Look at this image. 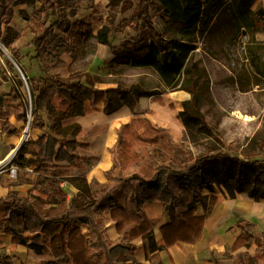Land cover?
Masks as SVG:
<instances>
[{
  "label": "trees",
  "instance_id": "obj_1",
  "mask_svg": "<svg viewBox=\"0 0 264 264\" xmlns=\"http://www.w3.org/2000/svg\"><path fill=\"white\" fill-rule=\"evenodd\" d=\"M27 0H0V27H7L13 19L14 7ZM58 0H42L41 8L31 17L23 16L33 25L32 59L42 72L40 77H29L32 99L30 127L38 130L36 139L23 142L14 159L16 178L7 181V193L0 197L5 206L0 216V233L11 236L15 246L25 248L28 259L36 264H135V239L140 238L151 264H162L158 251L176 243H195L201 238L202 228L216 197V187H222L230 198L245 193L254 201L264 200V122L248 138L241 153L229 151L217 132L206 122L201 112L200 90L208 86L204 67L192 60L196 35L209 33L221 13L232 20L234 36L243 35L242 53L258 79L264 80V5L257 0H110L109 13L130 12L120 27L128 28L131 36L112 45L114 24L101 18L100 27L91 21L78 19L66 23L60 14ZM45 12L54 20L46 24ZM110 45L112 62L133 68H150L163 88L169 91L185 90L190 98L182 102L177 118L184 127V136L203 151L193 155L183 148V142H173L167 131L153 126L147 118H134L119 127L118 138L109 149L112 168L107 172V183L95 187L86 179V157L80 150L87 148L85 131L74 118L83 115L96 100H103V112L110 114L125 105L129 109L139 98L153 96L162 103L163 90L141 82H117L113 88L97 89L104 82L98 75L72 69L71 59L83 53L86 41ZM192 53V52H191ZM16 61L21 59L12 50ZM203 79V80H202ZM202 80V81H201ZM25 102V101H24ZM26 104V102H25ZM27 122L26 110L16 105L0 113L4 118L1 131L13 134L7 119ZM182 157L180 167L159 164L152 172L141 168L130 169L148 146ZM64 162V163H62ZM53 165L54 170L44 167ZM64 167V170L60 168ZM69 168L80 171L71 175ZM62 176L60 179L59 177ZM65 186L76 192L67 198ZM28 186L24 195L16 187ZM209 192L210 195L206 194ZM125 197L120 207L118 198ZM153 201L162 202V210L169 222L159 230L160 240L153 236L151 222L144 207ZM198 205H206L207 212L197 213ZM109 210L118 237L110 241L101 223V213ZM81 225L86 227L84 235ZM254 224L245 222L231 245V250L248 247L255 239ZM262 247L255 254L238 251L229 254L232 264H256L264 261ZM1 264H16L12 258L0 254ZM24 264V263H20ZM146 264V263H137Z\"/></svg>",
  "mask_w": 264,
  "mask_h": 264
},
{
  "label": "rangeland",
  "instance_id": "obj_2",
  "mask_svg": "<svg viewBox=\"0 0 264 264\" xmlns=\"http://www.w3.org/2000/svg\"><path fill=\"white\" fill-rule=\"evenodd\" d=\"M41 1H20L14 7L12 21L7 27L3 25L0 27V113L12 110L16 105H21V110H26L27 116L31 115L29 111L32 109V99L27 78L40 77L42 72L38 63L32 59L33 47L30 41L34 35L33 25L23 16L31 17L36 10L41 8ZM109 1L58 0L60 14L66 18V23L61 29L55 31L61 32L68 22L78 19L91 21L96 30L100 27L96 20L101 18L106 24L110 22L114 24L111 46H116L119 40H124L133 34L129 33L128 28L120 27L121 21L129 18L130 12L109 13ZM44 14L48 25L54 18L48 12ZM231 21L227 14L221 13L218 25L212 31L196 35L195 49L190 54H192L193 62L204 67L207 73L208 86L200 90V95H202L201 112L206 122L217 132L226 148L239 154L246 145L248 138L264 122V80L258 79L254 75L251 66L244 58L242 53L244 36H234L235 32ZM111 46L98 43L93 37H89L83 50V53L86 54H76L74 59L68 55H63L62 58L67 62H72L73 70L87 71L90 74L100 76L104 82L95 84V87L99 89L115 87V81H117L125 84L141 82L146 87L157 85L163 92L169 91L162 87L157 75L150 68H133L113 63L111 61L113 58ZM12 50L19 52L21 56L19 61L13 58ZM238 113L243 117L239 116ZM108 118L109 114H103L99 117L90 112L78 116L77 120L90 134L99 136L105 130L106 119ZM3 119H0V160L4 159L12 148L16 147L15 138L22 131L28 130L22 144L29 139L35 140L38 134V130L30 127V122L29 125L27 124L28 120L27 122L17 121L12 115L7 121L11 128H15V132L13 134L3 133L1 131ZM85 140L92 141L94 138L89 135V139L86 137ZM183 148L189 150L193 155L203 151L200 144L191 143L185 136ZM92 150L89 147L80 151L86 157L85 172L99 158V153ZM148 150L149 153L144 154L130 169L140 167L142 173H149L159 164H167L175 168L180 167L182 157L168 154L161 147L155 145H149ZM92 152L94 153L92 154ZM15 157L16 155L11 166L0 169V196L7 193V181L16 178V176L10 175L12 168L16 170L13 163ZM44 169L53 171L54 167L47 164ZM60 169L64 170L65 168L61 167ZM69 172L71 175L80 173L73 168H69ZM59 178L61 179L62 176ZM92 184L97 188L102 187L95 182ZM27 188V186H23L15 189L20 195H24ZM68 192L73 194L76 192V188L71 187ZM4 208L5 206L0 204V216ZM12 252L14 251L7 255L11 257Z\"/></svg>",
  "mask_w": 264,
  "mask_h": 264
},
{
  "label": "crops",
  "instance_id": "obj_3",
  "mask_svg": "<svg viewBox=\"0 0 264 264\" xmlns=\"http://www.w3.org/2000/svg\"><path fill=\"white\" fill-rule=\"evenodd\" d=\"M257 1L264 5V0ZM256 38L262 40L264 36L262 33H257ZM113 87L114 86L107 88ZM159 97L162 103L154 100L153 96L141 97L132 110L122 105L111 112L109 118L106 119L105 130H103L99 136L92 133L90 134L77 120L78 116L74 118L85 131V138L87 137L89 139V135H92L94 138L92 141L84 139L83 142L87 143V148L90 147V149H93L92 151H97L99 153L97 162L86 171V179L89 182H95L102 186L107 183L106 174L111 170L113 165L109 149L117 141V131L119 127L129 123L131 119L147 118L153 126L165 129L173 142H183L184 127L177 118V115L182 109V102L190 98L189 92L185 90H174V92L164 91ZM90 112L99 117L103 116V114L105 115L101 97H99L95 104L83 115ZM102 145L104 147H102ZM93 153L94 152H92V154ZM105 154H107L108 157ZM107 161L109 162L106 164ZM61 184L65 186V180L62 181ZM71 187L73 188L71 185L65 186L67 198H70L75 193L70 194L68 192ZM205 193L210 195L207 191H205ZM212 194L216 197V201L205 219L201 238L195 243L180 242L158 251L162 264H232L229 254H235L238 251H248L250 254H255L257 250L262 247L260 238L264 235V200L254 201L245 193H236L234 198H230L222 187H216ZM118 204L120 207L125 206L124 196L118 198ZM162 206L161 201H153L147 203L144 207L145 214L151 222L153 236L156 241L161 238L159 228L169 222V217L163 212ZM205 206L206 205H198L197 213H206L207 210ZM106 221L112 223L110 227L107 226ZM245 222L254 224L253 235L255 239L248 247L242 246L235 250H231V245L239 235L240 227H242ZM101 223L104 227L107 239L115 241L118 234L115 229V223L110 217L109 210L101 213ZM81 229L83 234L88 236L86 227L81 225ZM133 242L136 244L135 258L137 263L151 264L146 255L151 256L153 253H149L145 250L140 238L135 239ZM11 251H14L12 252L11 258L16 264H36L34 261L27 258L25 248L15 246L11 242V236L9 234L0 233V254H10ZM256 264H264V261L258 257L256 259Z\"/></svg>",
  "mask_w": 264,
  "mask_h": 264
},
{
  "label": "bare ground",
  "instance_id": "obj_4",
  "mask_svg": "<svg viewBox=\"0 0 264 264\" xmlns=\"http://www.w3.org/2000/svg\"><path fill=\"white\" fill-rule=\"evenodd\" d=\"M174 92V91H172ZM179 98V97H178ZM184 99V98H183ZM239 116H242L240 113H238ZM243 117V116H242ZM29 127V126H28ZM23 130V129H22ZM27 131L28 130H24L22 131L19 136L17 135V137L15 138V142H16V147L15 148H12L9 153L4 157V159L0 160V168L1 167H9L11 166L12 164V160L14 158V156L16 155V150L18 148V146L20 145V143L23 141V139L26 137V134H27ZM109 143V142H108ZM107 145V144H106ZM102 147H104L102 145ZM101 148V147H100ZM107 155V154H105ZM108 157V155H107ZM105 160V159H104ZM109 161L106 162V164L108 163ZM101 163V162H100ZM102 175V174H101ZM103 178V177H102ZM107 222V226L110 227L111 226V222L109 221H106Z\"/></svg>",
  "mask_w": 264,
  "mask_h": 264
},
{
  "label": "built area",
  "instance_id": "obj_5",
  "mask_svg": "<svg viewBox=\"0 0 264 264\" xmlns=\"http://www.w3.org/2000/svg\"><path fill=\"white\" fill-rule=\"evenodd\" d=\"M29 113H31V109H30V111H29ZM12 165V164H11ZM2 168H4V167H1L0 169H2ZM12 177L13 176H16V170L14 169V168H12L11 169V174H10Z\"/></svg>",
  "mask_w": 264,
  "mask_h": 264
},
{
  "label": "water",
  "instance_id": "obj_6",
  "mask_svg": "<svg viewBox=\"0 0 264 264\" xmlns=\"http://www.w3.org/2000/svg\"><path fill=\"white\" fill-rule=\"evenodd\" d=\"M31 114V113H30ZM31 115H29L28 117V122H27V124L29 125V122L31 121V117H30ZM21 145H22V142L20 143V145L18 146V148H17V150H16V153H17V151L20 149V147H21Z\"/></svg>",
  "mask_w": 264,
  "mask_h": 264
}]
</instances>
